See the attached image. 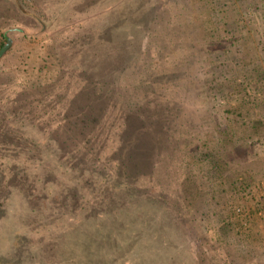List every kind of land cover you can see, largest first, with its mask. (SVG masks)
<instances>
[{
	"label": "rangeland",
	"instance_id": "rangeland-1",
	"mask_svg": "<svg viewBox=\"0 0 264 264\" xmlns=\"http://www.w3.org/2000/svg\"><path fill=\"white\" fill-rule=\"evenodd\" d=\"M27 1L0 0V262L264 264V0H143L150 22L127 0L94 27L62 0L61 27L85 18L71 61ZM150 74L172 102L186 84L145 134L128 101Z\"/></svg>",
	"mask_w": 264,
	"mask_h": 264
},
{
	"label": "trees",
	"instance_id": "trees-1",
	"mask_svg": "<svg viewBox=\"0 0 264 264\" xmlns=\"http://www.w3.org/2000/svg\"><path fill=\"white\" fill-rule=\"evenodd\" d=\"M14 1H15V4H17V0H14ZM70 1L74 3L75 0H70ZM81 1L86 3V5L82 7L83 11L89 9L88 18L86 20L91 22L93 24V27H94V20H96V21H98L100 23L101 21H103L105 16L106 17L108 16V18L110 19L111 16L117 14L118 5L119 4H123L124 2L125 3L127 2V0H81ZM129 1L130 2L133 1L134 3L136 2V0H129ZM27 2H34L35 5L38 8V11H32L31 13L27 12L28 14H26V15L30 16L32 18V20H34L36 22V25L39 28V33H44L45 35L47 34L50 38L51 37L53 38V42H51V48H50L52 50V53H53L52 55L54 56L53 59H58V57L56 56V53L59 52L60 48H61V50L63 48H66V52L65 53H67V48H69V50H68L69 59L68 60H70V61H71V59L74 56H79L77 54H78V50H79L78 46H79V43H80V40H81V36L80 35L79 36L75 35V37H77V40L74 39L75 37L73 39H69L68 43H66L67 47H66V45H64L62 40L59 41L58 39L62 38L64 33H66L65 32L66 29H68V32L71 31V30L76 29L77 28V24L76 23L82 22L85 18L82 19V20H79L78 19V12L76 10H72L73 8H69L71 10V13H72L71 18H74V19L72 21H70V24H66L65 27H61L63 25V23L66 22L65 20H66L67 15H68L67 8L63 4L62 0H28ZM59 2L63 4L61 6H62V8L64 9L65 12L62 11V10H59L60 14L58 15V12L57 11L55 12V9H53L51 7V5L53 3H59ZM142 2H143V0L140 1V3L132 9L131 13L137 14V15H133L132 14V17L136 18L137 16L141 15V16H143V18L148 20L147 19V15H149L151 17V16L154 15V12L153 13L150 12L151 9L149 11L147 9L146 11H143V12H141V10H140V12H137L138 11L137 7L139 8L141 6ZM215 5H216L217 8H222L223 7V1L222 0H217ZM121 18H122V16L120 17V19ZM124 19H125V16H124ZM58 22H62V23L59 25ZM81 25L83 26V25H85V23L82 22ZM144 26H146V25H144ZM149 26L151 27L152 25H149ZM3 39H4V41H6V43H4V44L2 43V46H1L0 50L8 43L9 40H11L6 35H3ZM77 41H78V43L76 45ZM7 48H6V50H7ZM72 51L75 54H73ZM86 54H90V53H86ZM98 56H99L98 58H100L102 56V54H99ZM107 57L108 56H106V59H108ZM163 59H164V65L165 66L168 65V59H166V58H163ZM79 60H80V58H79ZM162 62H163V60H162ZM151 64L153 65V63H151ZM83 66H84V63L78 64L75 67L74 71L75 72H77V70L79 71ZM55 69L59 70L61 68H55ZM149 78H152V74H150ZM166 78H168V77L164 76L162 78L160 76L159 77L157 76L154 79L152 78L147 83L145 82V87L143 89L140 88L138 92L135 91L136 94H135V97L133 99V103H132V100L128 101V102H130L132 108H134V113L132 114V117L131 116L130 117H131V119L132 118L134 119L135 123L137 124V127H140L141 124L143 126V123L148 122V118L149 117L157 115V114H166L168 116L169 115H174V116L171 117V119L172 120L176 119V117H175L176 116V112H174V109H175L176 105H175L174 102L180 101L181 92H183V90H182L183 87H182L181 84H182V82L184 84H186V83L182 79L183 76L178 75V78H180L181 80H178V82H177V84L175 85L174 88H177L179 91L178 90L175 91V89L172 90V92H176L177 93L176 96H174L173 93H172V98L174 97V99H172L173 100V102H172L171 100H169L170 98H168V96L164 93V92H169L168 89L167 90L163 89L164 92H159V94H155L153 89L151 88V86L153 87V86H157V85H162L161 83H164L167 86L168 84H170L169 83L170 80H169V78L168 79H166ZM173 79L176 81L175 78H173ZM180 85H181V87H180ZM179 87H180L181 90L179 89ZM164 97H165V99H164ZM102 114H103V112L100 113L101 116H102ZM106 114L107 113H104L103 116H102L103 118H101L99 120H103L102 122H107V121L109 122V119H107L108 117L105 116ZM139 115L142 116L141 121H140V116ZM93 120L95 122L99 121L97 118L93 119ZM104 120H106V121H104ZM94 121H92V120L86 121L85 120V121L82 122V127H83V131L82 132H83V134H87L91 129H94V128L91 127V125H92V123ZM7 122L9 124V120ZM138 123H139V126H138ZM76 126H77V123L75 121L69 124L70 130H71L72 133L75 130ZM145 126H143L142 128H143V131L145 132V134H147L145 129H144ZM163 128H165V123H161L160 125H158V129H163ZM134 133L137 134V132H134ZM80 135H82V134H80ZM138 137H139V141H140L139 134H138ZM0 145H1V143H0ZM132 161L136 162L135 156L131 157L130 164H131ZM88 226L89 227H87V228L84 227V229H87V230L90 229V228L92 229L90 224H88ZM90 235L92 237L91 240H90V238L86 239V237L90 236ZM102 237H103L102 234H98V233H96V234H86L84 236L86 241H88V242L92 241L94 243H96L97 238H99V240H100L99 241V245H101ZM62 249L64 250L63 246H62ZM0 264H3V263L0 262Z\"/></svg>",
	"mask_w": 264,
	"mask_h": 264
},
{
	"label": "water",
	"instance_id": "water-1",
	"mask_svg": "<svg viewBox=\"0 0 264 264\" xmlns=\"http://www.w3.org/2000/svg\"><path fill=\"white\" fill-rule=\"evenodd\" d=\"M9 46V42L0 50V56L5 52L6 48Z\"/></svg>",
	"mask_w": 264,
	"mask_h": 264
}]
</instances>
